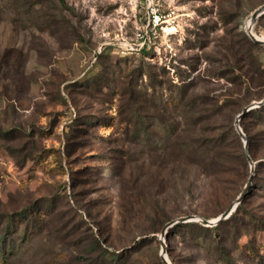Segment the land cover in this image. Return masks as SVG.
I'll use <instances>...</instances> for the list:
<instances>
[{
    "label": "rangeland",
    "instance_id": "1",
    "mask_svg": "<svg viewBox=\"0 0 264 264\" xmlns=\"http://www.w3.org/2000/svg\"><path fill=\"white\" fill-rule=\"evenodd\" d=\"M150 2L0 0V242L14 247L9 264H91L97 240L127 248L123 264H164L167 219L216 218L248 183L236 117L264 98V46L252 48L241 31L264 0H153L168 27L143 43ZM254 31L264 36V14ZM182 97L198 111L184 116L167 103ZM248 119L253 186L216 234L235 242L232 264H264V173L254 179L264 125ZM31 208L43 210L41 223L26 216ZM187 236L167 237L172 264H227L207 251L211 236L192 261Z\"/></svg>",
    "mask_w": 264,
    "mask_h": 264
},
{
    "label": "trees",
    "instance_id": "2",
    "mask_svg": "<svg viewBox=\"0 0 264 264\" xmlns=\"http://www.w3.org/2000/svg\"><path fill=\"white\" fill-rule=\"evenodd\" d=\"M241 32H242L243 36L245 37V39L247 40V42L251 45L252 48H254V49L261 48V45L258 42L254 41L252 38H250L249 35L245 31H241ZM183 87H186V86L184 85ZM185 101H186L185 98L182 97V98H180V100L177 103L176 102L174 104H169V102H167V103L175 112H178L180 110V113L183 115L185 113V109L189 112H193L192 114H194L195 112L198 111L199 107H198V104L196 103V101H188V102H185ZM168 105H167V107H169ZM184 116H186V115H184ZM192 116L193 115H191V117ZM249 117L258 118V121L262 122L264 125V104L249 110L242 117L241 125L244 128V130H246V131H247L246 121H249V119H248ZM162 126L165 127V126H167V124L165 122H163ZM170 128L173 129L172 126ZM231 132L235 133L237 135V137L240 138V136L238 135L239 133L237 132L235 126H233ZM146 136H147L146 134H143L142 137H146ZM211 141H209V142L205 141V142H203V144L209 143V145L211 146V144L213 143L214 145H218L219 142H221V138H219L218 140H211ZM250 143H251V139H250ZM209 145H207L208 149H210ZM198 148L200 149V145ZM263 165H264V160L258 163L257 171H256V174L254 176V179L259 180V178H263L262 176L258 177V175L264 173ZM252 186L253 185H251V188L249 189L248 194L250 193ZM244 201L245 200H243L239 204L238 208L233 213L234 215L240 212L239 209L242 208ZM42 211L43 210L37 211L35 208H31V210L28 209L26 211V216L31 215L33 221H36L39 224L42 222V219H43L41 217L42 215L40 214ZM231 216L229 218L221 221L216 226L204 225V224L200 223L199 221H187V222L176 223L175 225H173L169 229V231L167 233L168 240L170 239L171 234L178 232L182 229H187L188 236L183 238V242H184L185 247H190L192 249H196L195 252L193 251L189 254L190 255L189 258L192 261H194V259H195L194 256L200 254L203 251V249H205L204 247H205L206 238L211 236V237L215 238L216 242H215V244L211 243L214 246H213V248L210 247L207 251H209L213 254L214 253L218 254L220 256V260L226 261L227 264H232V259L234 256L233 251H234V248L236 246L235 242L233 241L234 244H229V245L227 244L226 245L224 243V240H223V239H226V236H223L222 233L220 235L219 234L216 235L217 233H219V230H221V228L227 223V221L231 219ZM204 217L209 218V215L204 214ZM253 218L254 217H252V219ZM169 220H170V218L167 219V221H169ZM254 223H255V221H254ZM143 239H148V237H144ZM143 239L136 242V245L133 247L135 250L139 249L138 247L142 246V244L145 243L144 242L145 240H143ZM201 239H202L203 243H202ZM96 242H97V244H95V245H96V248L99 250L100 255L97 258H95L91 262V264H123L122 259L126 256V253L128 252L127 248H124V250H122L120 252H116L113 249H111V247H109V246L104 247L102 245L101 241L97 240ZM13 248L14 247L12 245H11V247H7L5 240H2V242H0V259L3 256V259H2L3 264H9L8 263V260H9L8 259V257H9L8 256V250H10V249L13 250Z\"/></svg>",
    "mask_w": 264,
    "mask_h": 264
},
{
    "label": "water",
    "instance_id": "3",
    "mask_svg": "<svg viewBox=\"0 0 264 264\" xmlns=\"http://www.w3.org/2000/svg\"><path fill=\"white\" fill-rule=\"evenodd\" d=\"M264 14V3L261 4L260 6H258L250 15L249 19L246 22V31L249 34V36L256 42H258L259 44L264 46V38H261L260 36H258L256 34V32L254 31V25L256 23V21L258 20V18ZM262 104H264V98L261 100H255L252 103L248 104L247 106H245L243 108V110L237 115L236 117V128L239 131L241 137L243 138L244 142H245V148H246V154L247 157L249 159V162L251 164V168H252V172H251V176L250 179L248 181V183L246 184L244 190L242 191V193L237 197L236 200H234V202H232V204L224 211L222 212L218 217L216 218H206L204 216H200L197 214H189V215H183L177 218H174L170 221H168L161 229L159 238L161 241V258L164 262V264H172L169 255H168V243H167V233L169 231V229L175 225L176 223L179 222H187V221H199L204 225H208V226H213L218 224L219 222H221L222 220L228 218L238 207V205L241 203V201L243 200V198L246 196V194L249 191V188L252 184V178L254 175V170H255V161L253 160V158L250 155L249 152V139H248V135L246 134V132L244 131L242 125H241V119L242 117L246 114V112H248L249 110L261 106Z\"/></svg>",
    "mask_w": 264,
    "mask_h": 264
},
{
    "label": "built area",
    "instance_id": "4",
    "mask_svg": "<svg viewBox=\"0 0 264 264\" xmlns=\"http://www.w3.org/2000/svg\"><path fill=\"white\" fill-rule=\"evenodd\" d=\"M151 4V16H149V23L144 33H140V38L143 39V43L146 42V38L149 35L150 29L156 30L157 27H165L167 29L168 25H164V21H166L165 16L159 12L158 8L153 3V0L150 2Z\"/></svg>",
    "mask_w": 264,
    "mask_h": 264
},
{
    "label": "bare ground",
    "instance_id": "5",
    "mask_svg": "<svg viewBox=\"0 0 264 264\" xmlns=\"http://www.w3.org/2000/svg\"><path fill=\"white\" fill-rule=\"evenodd\" d=\"M257 34V33H256ZM258 35V34H257ZM259 36V35H258ZM261 38H264V36H260Z\"/></svg>",
    "mask_w": 264,
    "mask_h": 264
}]
</instances>
